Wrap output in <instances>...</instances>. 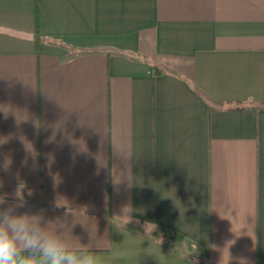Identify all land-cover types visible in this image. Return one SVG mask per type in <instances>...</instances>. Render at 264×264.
Returning a JSON list of instances; mask_svg holds the SVG:
<instances>
[{
    "label": "crops",
    "instance_id": "crops-1",
    "mask_svg": "<svg viewBox=\"0 0 264 264\" xmlns=\"http://www.w3.org/2000/svg\"><path fill=\"white\" fill-rule=\"evenodd\" d=\"M20 185L102 264H264V0H0Z\"/></svg>",
    "mask_w": 264,
    "mask_h": 264
},
{
    "label": "clouds",
    "instance_id": "clouds-1",
    "mask_svg": "<svg viewBox=\"0 0 264 264\" xmlns=\"http://www.w3.org/2000/svg\"><path fill=\"white\" fill-rule=\"evenodd\" d=\"M26 203L21 185L11 202L0 196V264H102L82 244L74 245L49 229L41 215L18 212Z\"/></svg>",
    "mask_w": 264,
    "mask_h": 264
}]
</instances>
